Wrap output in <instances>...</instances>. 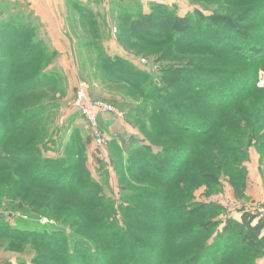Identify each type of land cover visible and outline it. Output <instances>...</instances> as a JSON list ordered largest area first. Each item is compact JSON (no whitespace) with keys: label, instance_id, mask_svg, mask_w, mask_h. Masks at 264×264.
Masks as SVG:
<instances>
[{"label":"rangeland","instance_id":"obj_1","mask_svg":"<svg viewBox=\"0 0 264 264\" xmlns=\"http://www.w3.org/2000/svg\"><path fill=\"white\" fill-rule=\"evenodd\" d=\"M33 2L0 1V37L4 38L0 60L5 58L0 63V222L62 232L65 248L69 253L77 248L82 264L93 257L81 251L79 240L95 250L97 264H196L204 261L203 246L210 240V223L216 214L221 219L228 209L234 212L240 206L241 210L264 211V144L260 145L264 136L261 140L246 138L241 118L248 111L264 122V0H66L68 25L73 27L68 31L75 42L69 53L49 51L44 43L42 51L39 47L29 51L28 39L34 34L43 42L40 37L44 33L39 30L41 22L35 16ZM156 10L172 13L165 22L166 33L155 26L161 20ZM79 13L90 16L74 17ZM146 14H152L150 32L132 26L133 19ZM189 15L191 24L182 23L177 29L175 18ZM13 19L27 24L35 33L24 31L15 41L13 34L18 31L1 34L3 26ZM184 28L202 37L230 38L225 49L231 50L180 46L195 37L192 34L183 41ZM237 48L254 55L240 56ZM111 58L116 60V70L108 65ZM15 60L19 64L9 68ZM250 76L256 81L248 95L221 111L209 106L201 95L194 97L193 92L189 95L186 89L173 85L194 81L195 88L202 84L209 89L213 84L215 89L218 79L235 86ZM27 77L31 80L25 82ZM79 81L86 83L89 98L114 109L100 115L98 130L105 141L101 150L94 131L72 106ZM21 82V87L31 82L43 85L23 90L19 88ZM237 85L232 90L237 92ZM162 89L179 105L168 102L161 106ZM195 106L210 112L200 115L201 120L215 117L217 126L230 131L231 138H242L243 147L249 148L246 187L239 168L225 172L226 168L219 166L213 171L193 164L192 168L198 167L205 174L188 172L170 183L151 178L145 169L147 159L134 161V150V159L127 156V147L133 142L126 145L128 136H132L125 133L126 128L135 136L158 141V131L165 130L161 109L173 112ZM258 130L264 134V128ZM211 134L199 142L210 143ZM218 144L213 143L219 148ZM214 151L212 167L218 166L214 158L226 155L223 148ZM42 156L65 161L67 171L62 168L64 172L59 173L60 183L49 181L48 176L45 180L31 177L28 168L42 167ZM240 156L238 164L245 160ZM167 166L170 169L171 163ZM176 167L179 169V165ZM46 170L54 171L55 167L47 165ZM127 189L171 195L165 202L160 197L135 199ZM211 204L223 207L216 210L208 207ZM133 206L145 211L156 209L163 219H175L169 226L162 220L161 225L149 222ZM184 235L188 237L185 242ZM56 245L59 247V242ZM59 255L61 252L51 244L31 237L0 236V264H62ZM221 264H264V250L249 242Z\"/></svg>","mask_w":264,"mask_h":264},{"label":"trees","instance_id":"obj_2","mask_svg":"<svg viewBox=\"0 0 264 264\" xmlns=\"http://www.w3.org/2000/svg\"><path fill=\"white\" fill-rule=\"evenodd\" d=\"M81 5V4H79ZM78 5V6H79ZM82 10V9H81ZM155 14H158L161 17V20L164 21H158L155 26L159 29H162L161 32L167 31L165 26L166 19L172 16V13L169 11H157ZM90 16L89 13H79V17L81 16L83 19L87 16ZM132 17V16H131ZM221 19V18H220ZM216 20H219V18H216ZM174 24L177 25V29L180 26H183L182 23L186 24H191L192 22V17L185 16L183 18L178 17L175 18ZM178 23H181L180 25ZM152 24V14H146L142 16H138V18L133 19L132 21V26L136 27L140 31H145V32H150L149 28H151ZM3 31L6 32L7 34L9 31H18L14 32L12 40H19L21 33L24 31H27L28 33H35L32 32V28L30 29L27 24H24L22 21L18 20H11L7 22L3 26ZM6 30V31H4ZM184 30L185 35H183V41L184 39L188 38L189 35H195L194 38L197 39H189L190 41L187 42L185 45H180L185 47L188 44H192L198 47H203V48H212L214 50H231V47H228V49H225L226 46H229V43L231 39L227 38L225 40L222 39H216V38H211V37H202L200 35H197L195 32H188L186 29ZM200 36V37H199ZM95 39H98L99 36L96 35L94 36ZM177 37H181V35L177 34ZM199 37V38H198ZM9 38V37H8ZM173 38L176 39L175 35H173ZM4 38L0 37V42H3ZM11 39H8V42ZM30 41L29 45H26L27 48L29 49L30 52H34V49L36 47H39V50L42 51V47L45 44L42 42V40L38 39L36 35L33 34V37ZM20 42V41H19ZM44 43V44H43ZM234 43L240 44L238 41L234 40ZM15 46V45H14ZM13 46V47H14ZM45 46V45H44ZM250 47V46H249ZM239 50V48H237ZM50 51V50H49ZM46 51V52H49ZM55 53V52H52ZM238 55L240 56H247L251 57L254 54L251 53L250 51L246 50L245 48L243 50H239L237 52ZM17 58V57H16ZM5 59V58H4ZM0 60V63L3 62V60ZM109 60V59H108ZM105 63V62H104ZM19 64L18 61H13L12 64L9 65V68L15 69L16 66ZM108 65L110 68H114L115 70L118 68L116 64V60H109ZM21 67V66H19ZM214 72V71H213ZM43 72H40V75H42ZM124 74L126 72L124 71ZM128 74V73H127ZM252 75V74H249ZM39 76V75H38ZM36 76V77H38ZM35 77V78H36ZM144 77V75H143ZM196 79L199 80V77L196 75ZM28 79L25 81L31 80V77H27ZM33 79V78H32ZM246 79V78H245ZM38 80V79H36ZM135 78L133 79V81ZM256 78L254 79L253 76H250L246 79L245 82H242L241 84H236L237 88L239 90L234 91L232 90L233 88H236V85L233 86V83H228L226 81H217V83L222 85H226V87H221L219 84H217V88L213 89V84H210V88L207 89L208 87L205 88V86L198 85L196 88L194 85L196 83L194 81H189V82H180L176 85L177 82H175L173 85L177 86L179 89H186V91L191 95H194V97H197L198 95L200 97L207 99L209 102V106L215 107L217 109L223 110V107H228L234 105V103H238V99L241 97H246L249 93V90L251 89L252 85H255ZM34 82V81H33ZM31 82L28 86L21 87L22 82L19 85V88L23 90H33L34 88L43 85L42 84H34ZM212 83H215L212 81ZM159 92L161 90V87H158L157 89ZM232 90V92H230ZM198 92H201V94H197ZM160 99V105L165 106L169 103L175 104L177 103L175 100L173 101L171 95L166 94V91L162 89V92L159 94ZM12 99V98H11ZM10 99V100H11ZM8 101L9 105H11V101ZM204 100V101H205ZM178 104V103H177ZM179 105V104H178ZM178 108H182L181 106H178ZM160 106V107H161ZM203 111V112H202ZM219 111V112H220ZM161 114L163 115V126L165 130L163 133L158 131V141H150L146 138L139 137V136H128L126 140V145H130L132 142L133 144L131 146L127 147V156H130V159H134V156L136 159L134 161H138V158L141 159L142 161L146 158V166L145 169L147 170L149 176L153 178L154 180H162L163 182H169L174 183L175 180L181 177L182 174H186L188 172H194L195 174L197 172H200V169L198 167L192 168V165L195 164L198 166V164L205 166V168L212 169L213 171L219 170V166H224L226 168V171L229 169H242L243 170V185L246 187V181H247V167L245 162L249 159V148L246 149L245 142H243L242 138H231V133L230 131L224 129L221 126H217L216 118H210V120H201L199 117L201 115L204 116L208 115L207 113H210L208 111L204 110H198V108L195 106L194 108H189L188 110L185 109H178V110H168L167 112H164L161 109ZM218 113V112H217ZM241 117V116H240ZM260 117V116H259ZM242 122L243 127H244V132L246 133L244 136L247 138V136L250 138V140H255L256 138L258 140L263 139L264 134L259 133L258 129L264 128V122H261L258 118V120L255 118V114L252 115L250 113H246V111L243 113ZM100 119V117H99ZM216 122V123H215ZM168 123V125H167ZM100 124V123H99ZM167 126V128H166ZM174 131V133H173ZM211 134L212 139L210 143H206L205 141L199 142V139L204 138L206 135ZM210 136V135H209ZM208 137V136H207ZM247 140V139H246ZM220 143L215 147L213 143ZM236 142V143H235ZM230 144H235L233 146H230ZM264 144V140L261 142V146ZM136 145V146H134ZM238 145V146H237ZM223 150L226 152V155L224 154V158L217 160L214 158V160L218 163V166H213V157H214V149L216 151ZM134 150V151H133ZM36 151L40 152L39 149ZM133 151V152H132ZM132 152V153H131ZM222 152V151H221ZM203 155H199L202 154ZM241 155H244V161H241L240 164H238L240 161H236L238 157H241ZM139 156V157H138ZM166 156L170 159H166ZM203 158H202V157ZM205 156H209L210 158H205ZM199 157V159H198ZM242 158V157H241ZM151 159H155V161H150ZM40 161L43 163L42 167L34 168V170H31L28 168L30 175L32 178H40L42 180H45L46 177L49 181H57L56 183H60L61 177H59V173H62V168L67 171V168L65 167V161L62 159V157H56V158H47V157H41ZM172 161V162H169ZM235 162L234 164H230V162ZM169 163H171V167L167 166ZM41 165V164H40ZM48 166H54L55 170L47 172L46 167ZM175 165H179V169L177 167L175 168ZM216 165V164H215ZM167 166V167H166ZM45 167V168H44ZM175 168V171L173 170ZM172 170L174 171L172 173ZM169 174L166 178L165 175ZM172 173V174H171ZM201 173V172H200ZM205 174V173H201ZM200 174V175H201ZM60 179V180H59ZM168 179V180H167ZM197 177H194V180H197ZM127 194L131 195L135 199L139 198L140 196L142 197H160L164 199V202L166 200V197L170 196L171 192L168 193H155L152 191H129L128 189L126 190ZM154 194H159L158 196ZM206 204V203H203ZM134 207V206H133ZM208 207L212 209H220L223 206H215L213 204L208 205ZM219 207V208H218ZM134 209L137 211L138 209L134 207ZM159 209V208H157ZM191 211V210H189ZM157 212V214H156ZM160 211L156 209L154 210H143L139 209L138 213L147 216L148 218L146 219L149 222H154V223H159L162 220L166 226L170 225V220H174L175 216L169 217L170 220L168 219H163L161 216L162 214L159 213ZM170 216L172 213L169 214ZM141 216V215H140ZM219 214H216L215 219H212L210 223V227L212 228L211 233H210V240H207L206 243H204L203 246V251L205 252V258L203 262H197L196 264H221L225 259L231 257L233 254H235L237 251H239L242 247H246L249 245V242L254 244L255 247H258L261 252L264 250V236L262 235V229L264 226V221L260 219L257 216V213L254 209H244L241 210V206L239 209H235L234 212L230 211L229 209L227 210V214L224 218L219 219L218 218ZM156 225V224H155ZM161 225V224H160ZM209 226V225H208ZM198 228V227H197ZM2 234H7L11 235L14 237H31L33 239H36L38 241L46 242L49 243L53 246V248L58 249L61 252V255L59 257H62L63 260H61L62 264H82V260L79 257L80 254H76L77 248L74 250V253H69L67 250V246L65 248L64 243L62 242L63 236L61 235L62 232L60 231H46V230H41V229H36L32 227H26V228H19L12 226L11 224L7 222H0V236ZM65 236V235H64ZM188 238L187 235L183 236V239H181L185 242ZM182 240L179 242L181 243ZM59 242V247L56 245V243ZM221 242V244H220ZM177 243V242H176ZM176 245V244H175ZM174 245V246H175ZM180 244H178L179 246ZM168 246V245H166ZM79 248H81V251L88 252L91 254L93 259H90L89 262H86V264H97L98 262L96 261V252L93 248H90V246L86 245L83 246V243L80 242L79 240ZM168 248V247H167ZM67 250V252H66ZM164 257V256H163ZM201 257L200 254L198 255L197 258ZM91 258V257H90ZM196 258V259H197ZM164 259V258H163ZM194 258L195 261H198ZM93 260V261H92ZM194 261V262H195ZM11 264V263H7ZM20 264H27L25 262H22ZM131 264V263H127Z\"/></svg>","mask_w":264,"mask_h":264},{"label":"crops","instance_id":"obj_3","mask_svg":"<svg viewBox=\"0 0 264 264\" xmlns=\"http://www.w3.org/2000/svg\"><path fill=\"white\" fill-rule=\"evenodd\" d=\"M33 1V0H32ZM66 0H34L35 16L41 22L39 30L43 31V42L47 45L49 50L58 53H69L72 51V45L75 44L71 40V34L68 31V19L70 14L65 12L64 3ZM75 1V0H74ZM74 17H79L75 15ZM79 19V18H78ZM73 28V27H72ZM125 133H130L128 128Z\"/></svg>","mask_w":264,"mask_h":264},{"label":"built area","instance_id":"obj_4","mask_svg":"<svg viewBox=\"0 0 264 264\" xmlns=\"http://www.w3.org/2000/svg\"><path fill=\"white\" fill-rule=\"evenodd\" d=\"M72 106L81 114L94 131L97 147L100 150L103 149L105 141L98 130L99 117L101 114L112 112L114 110L113 107L104 102L89 98L86 94V83L84 81H79L77 83ZM256 213L260 219L264 220L263 210H260V212L257 210Z\"/></svg>","mask_w":264,"mask_h":264}]
</instances>
